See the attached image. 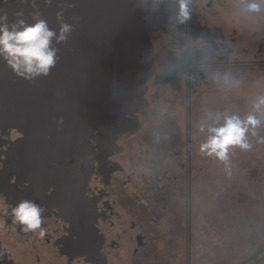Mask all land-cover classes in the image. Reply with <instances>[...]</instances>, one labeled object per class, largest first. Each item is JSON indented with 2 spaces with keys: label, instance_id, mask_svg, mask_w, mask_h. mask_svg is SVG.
Instances as JSON below:
<instances>
[{
  "label": "flooded vegetation",
  "instance_id": "obj_1",
  "mask_svg": "<svg viewBox=\"0 0 264 264\" xmlns=\"http://www.w3.org/2000/svg\"><path fill=\"white\" fill-rule=\"evenodd\" d=\"M189 14L183 23L167 14L169 21L148 33L154 69L145 106L127 115L132 125L107 148L91 140L85 195L95 204L99 236L92 247L62 217L56 198L66 191L46 180L42 159L25 160L19 131L0 128V264H144L156 243L179 234L188 249L195 176H205L211 162L198 151L207 135L197 131L199 104L225 76L264 75V12L244 11L241 0H190ZM21 201L43 207L42 238L15 221Z\"/></svg>",
  "mask_w": 264,
  "mask_h": 264
},
{
  "label": "water",
  "instance_id": "obj_2",
  "mask_svg": "<svg viewBox=\"0 0 264 264\" xmlns=\"http://www.w3.org/2000/svg\"><path fill=\"white\" fill-rule=\"evenodd\" d=\"M177 12V0L0 1L9 30L18 20L29 25L44 20L55 33L49 47L56 49V61L47 74L18 73L0 55V128L19 131L23 158H41L46 180L57 192L66 191L56 199L62 198L61 215L82 245L99 240L95 204L85 195L91 140L107 148L132 125L127 115L145 106L154 69L148 33ZM62 24L71 30L58 42ZM246 264H264V251Z\"/></svg>",
  "mask_w": 264,
  "mask_h": 264
},
{
  "label": "rangeland",
  "instance_id": "obj_3",
  "mask_svg": "<svg viewBox=\"0 0 264 264\" xmlns=\"http://www.w3.org/2000/svg\"><path fill=\"white\" fill-rule=\"evenodd\" d=\"M234 80H242L239 87ZM259 94H264L263 74L255 79L230 78L204 95L197 120L207 128L217 112L243 116L250 98ZM256 131L264 137V124ZM248 140L253 145L250 151H230V174L224 163L211 158L205 176H195L188 249L182 234L160 238L144 264H246L264 246V143L251 134ZM178 217L176 221L183 220L182 213Z\"/></svg>",
  "mask_w": 264,
  "mask_h": 264
},
{
  "label": "clouds",
  "instance_id": "obj_4",
  "mask_svg": "<svg viewBox=\"0 0 264 264\" xmlns=\"http://www.w3.org/2000/svg\"><path fill=\"white\" fill-rule=\"evenodd\" d=\"M190 0H177L178 12L176 21L183 23L190 18ZM243 10L248 13L264 12V0H241ZM17 16L23 13L17 12ZM60 14H57L59 18ZM71 30V26L62 24L57 41L66 39V33ZM55 33L50 30L44 20H36L35 23L26 24L23 20H18L11 25L7 23V16H0V55L18 73L47 74L50 67L56 61V49L50 48V38ZM219 80V77L216 78ZM225 83L229 82V77L225 76ZM232 83L239 87L242 80H234ZM249 110L243 116L238 112L224 111L217 112L214 122L207 128L203 123L198 124L197 131L207 133L203 141L198 146L201 155L208 158H215L226 166L230 158V151L239 148L241 151H250L253 145L248 140V135L257 137V143H264V137L258 136L256 129L264 124V94L255 95L250 98ZM211 116V113H209ZM14 219L22 225V231H35L38 238L45 235V228L42 227L44 209L31 201H21L13 208Z\"/></svg>",
  "mask_w": 264,
  "mask_h": 264
}]
</instances>
